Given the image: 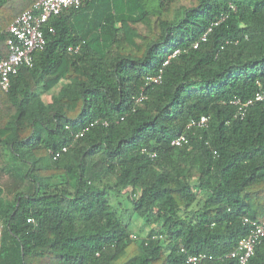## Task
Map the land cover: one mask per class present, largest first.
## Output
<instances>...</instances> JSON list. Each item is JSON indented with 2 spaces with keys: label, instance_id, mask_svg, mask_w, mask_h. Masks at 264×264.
<instances>
[{
  "label": "trees",
  "instance_id": "16d2710c",
  "mask_svg": "<svg viewBox=\"0 0 264 264\" xmlns=\"http://www.w3.org/2000/svg\"><path fill=\"white\" fill-rule=\"evenodd\" d=\"M36 1L0 0V58ZM43 30L0 85V264H239L264 221V103L240 119L232 102L264 90V0H83Z\"/></svg>",
  "mask_w": 264,
  "mask_h": 264
},
{
  "label": "built area",
  "instance_id": "2783aa9c",
  "mask_svg": "<svg viewBox=\"0 0 264 264\" xmlns=\"http://www.w3.org/2000/svg\"><path fill=\"white\" fill-rule=\"evenodd\" d=\"M83 3V0H37L31 7L24 10L19 14L16 19L7 27L9 38L7 40L8 55L0 58V85L4 90H9L11 85V78L15 75L19 69L26 65L32 66L34 62L33 54L38 49H43L47 43L43 28L54 16L60 15L63 11L70 8H79ZM54 32V28L49 29ZM212 30V27L208 28L207 32L202 36V40H206L208 33ZM198 43L195 44V47ZM70 50L73 48L70 47ZM79 46L74 48L78 50ZM179 50H175L171 55L172 57L177 55ZM169 60L165 61V65ZM162 75L148 76L147 84L160 83ZM145 98L142 93L140 97L136 99V102H140ZM264 103V90H260L249 99H235L232 103L236 105L235 117L244 119L248 113L249 108L255 103ZM210 118L208 116H202L197 119H192L187 130L194 127L205 128L209 125ZM102 123L108 125L107 120H95L90 125L82 128L80 131L74 132V139L83 137L86 132L93 126ZM67 128H70L67 126ZM182 132L176 137L172 144L174 146H182L189 142L188 131ZM69 146H63L61 149H50L54 159H58L62 153L68 151ZM156 156V153L152 154V157ZM31 220V219H29ZM248 218H245V222H248ZM253 228L248 236L241 239L237 247L227 254L229 258H237L239 264H250L251 258L255 254L256 246L262 241L264 237V221L253 222ZM136 237V235H133ZM206 258L205 254H190L187 256L184 264H201Z\"/></svg>",
  "mask_w": 264,
  "mask_h": 264
},
{
  "label": "rangeland",
  "instance_id": "374dc122",
  "mask_svg": "<svg viewBox=\"0 0 264 264\" xmlns=\"http://www.w3.org/2000/svg\"><path fill=\"white\" fill-rule=\"evenodd\" d=\"M112 201H113V203L116 204V202H117L118 200H117V198H116V199H113ZM124 203H126V202H125V201L123 202V200H122V204H121L120 206H124ZM129 215H130V214H129ZM129 215H128V216H129ZM131 216H133V214H132ZM142 224H143V220H142L141 218H135L134 221L132 222V228L135 229V231H137L138 228H139ZM145 234H146V232L143 233V235H145ZM33 264H38V262L35 261V262H33Z\"/></svg>",
  "mask_w": 264,
  "mask_h": 264
},
{
  "label": "crops",
  "instance_id": "0c3cea01",
  "mask_svg": "<svg viewBox=\"0 0 264 264\" xmlns=\"http://www.w3.org/2000/svg\"><path fill=\"white\" fill-rule=\"evenodd\" d=\"M60 86H61V85L55 87V89H54L53 91H50V92L45 93L44 95H42V98H44L45 101H47V102H51V101H52V95H53L56 91H58V90L60 89Z\"/></svg>",
  "mask_w": 264,
  "mask_h": 264
}]
</instances>
